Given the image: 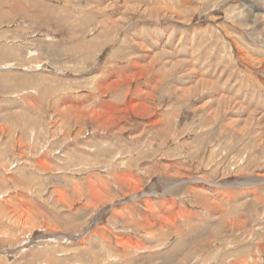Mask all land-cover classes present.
I'll return each mask as SVG.
<instances>
[{"label": "rangeland", "instance_id": "obj_1", "mask_svg": "<svg viewBox=\"0 0 264 264\" xmlns=\"http://www.w3.org/2000/svg\"><path fill=\"white\" fill-rule=\"evenodd\" d=\"M52 262L264 264V0H0V264Z\"/></svg>", "mask_w": 264, "mask_h": 264}, {"label": "bare ground", "instance_id": "obj_2", "mask_svg": "<svg viewBox=\"0 0 264 264\" xmlns=\"http://www.w3.org/2000/svg\"><path fill=\"white\" fill-rule=\"evenodd\" d=\"M197 82V81H196ZM131 106V105H130ZM130 108V107H129ZM131 109H133V108H131ZM135 109V108H134ZM230 109V108H229ZM252 117V116H251ZM257 118V117H256ZM262 120V119H261ZM161 121V120H160ZM157 123V122H156ZM240 132V131H239ZM260 177V176H259ZM132 179V178H131ZM202 178H200V180H201ZM199 182H201V181H199ZM197 183H198V181H197ZM202 183V182H201ZM93 191V190H92ZM200 192V191H199ZM208 199V198H207ZM151 201V200H150ZM147 202H149V200H147ZM215 202V201H214ZM208 204V203H207ZM153 206V205H152ZM218 207V206H217ZM216 208V207H215ZM161 211V210H160ZM152 212V211H151ZM170 214H171V212H170ZM173 214V213H172ZM165 217V216H164ZM167 218H168V216H167ZM164 219V218H163ZM164 220H166V219H164ZM171 220V219H170ZM166 222V221H165ZM168 224V223H167ZM53 264H54V262H52Z\"/></svg>", "mask_w": 264, "mask_h": 264}]
</instances>
